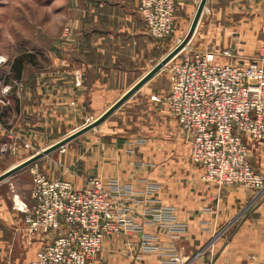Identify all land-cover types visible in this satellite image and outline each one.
<instances>
[{"label": "crops", "instance_id": "1", "mask_svg": "<svg viewBox=\"0 0 264 264\" xmlns=\"http://www.w3.org/2000/svg\"><path fill=\"white\" fill-rule=\"evenodd\" d=\"M175 2L176 29L179 27L180 32L195 5V0ZM239 2L243 8L237 9L239 15L236 25L229 31L232 34L231 38L227 37L226 34L229 32L225 29V35H219L213 46L197 44L199 35H196V26L187 43L189 47L205 52L211 60L219 61L227 60L226 57L217 55L220 47H230L236 53V59L240 60L252 57L263 48L264 33L261 31V24L264 21V0ZM71 4L74 10L77 12L79 10L77 20L80 21L81 18L83 20L84 16L88 23L91 47L87 51L93 52L94 56L101 53L103 58L107 57L109 60L111 49L103 40L111 34L127 36L126 30L129 32L128 36L132 37L133 44L129 52L139 56L137 48L143 32L138 26L140 14L136 7L137 0H71ZM83 5L85 10L82 8ZM84 11L85 14L82 15ZM222 11L228 13V7L221 6L219 12ZM99 19L101 22L98 24L96 21ZM7 58L0 66V89L9 82L4 79L7 72L5 68L9 64ZM54 64L57 66V58H54ZM88 64V67L93 69L95 67V70L102 69V75L100 78L96 76V79H92V85L109 82L108 77L104 76L112 71L113 67L95 61ZM107 67L109 69H106ZM53 78L49 85L54 94L56 89L61 90V83L56 81V75ZM45 81H48L46 76L35 77L33 82L35 87L28 88L27 93L21 99H17L18 110L21 109L20 106L22 107V98H27L29 103L33 102L34 99H30L31 95L29 96L28 92L39 96L37 104L40 109L41 105L50 103L46 100ZM69 85L74 86L72 80ZM168 85L169 83L167 88ZM76 91L73 88V92ZM94 91L91 88L89 94L91 96L93 93L96 94ZM0 93L2 94L1 90ZM147 100L146 111L139 115L141 119L134 118L133 121L123 122L124 126L120 130L123 128L126 130H123V135L119 133L116 142L96 141L87 145V154L81 158L85 157L87 162L90 160L91 163L86 162V166L92 168L91 173L81 174L76 171L78 168L74 165L76 167L72 166L73 171L75 170L73 174L67 175L65 171L64 175L61 173L52 176L40 168L51 177L70 179L75 186L81 184L83 175L100 176L106 187H116L122 191V196L132 208V221L141 225L140 231L123 229L107 235L101 249L88 264H253L264 261V191L256 194L254 190L242 185L217 187L203 182L200 176L201 167L193 163L194 167L190 166V143L176 118L169 115L162 138L153 139V97H147ZM51 104L49 108H55V104ZM31 107L32 105L26 106L28 109ZM32 125L35 126V123L30 120L27 127L33 130ZM247 141L248 161L256 171L264 175V138L259 141L251 139ZM1 142L0 140V148ZM1 156L0 149V158ZM75 163L78 164V158ZM31 188L32 180L30 190ZM20 196L15 194L13 198L15 206H18L16 197L21 203L29 202V197L21 196L24 198L21 200ZM15 206L0 201V264L28 263L35 257L37 250L51 238L48 234L37 233L28 239L24 229V213L16 210ZM160 207L170 209L178 221L186 223L185 230L178 236L171 237L159 228L156 221H148L157 216ZM145 234L151 236L150 241L146 242L151 243L148 246L143 243ZM171 251L181 256V262H164L166 254Z\"/></svg>", "mask_w": 264, "mask_h": 264}, {"label": "built area", "instance_id": "2", "mask_svg": "<svg viewBox=\"0 0 264 264\" xmlns=\"http://www.w3.org/2000/svg\"><path fill=\"white\" fill-rule=\"evenodd\" d=\"M175 6V0H137L147 31L156 38L174 31ZM216 53L227 60H211L205 52L187 44L166 63L168 88L154 95L153 100L176 118L190 143L191 163L201 167L203 182L217 187L242 185L260 194L264 191V175L248 161L247 139L264 138V49L245 60L236 59L230 47H220ZM5 61L0 55V66ZM80 82V74L76 73L74 83ZM8 89L7 85L3 87L4 97ZM0 102L1 107L7 100L1 97ZM7 137L10 142L4 140L1 151L12 148L18 139L11 131ZM59 148L63 151L64 145ZM29 170V202L14 206L24 213L28 239L37 233L51 238L26 264H88L107 235L123 229L141 230V225L132 221V208L122 191L106 187L100 176L83 175L81 184L75 186L65 177L47 175L37 162L31 163ZM157 212L148 221H156L171 237L185 230L186 223L178 221L170 209L160 207ZM150 239L145 234L143 243ZM163 260L177 263L181 256L171 251Z\"/></svg>", "mask_w": 264, "mask_h": 264}, {"label": "rangeland", "instance_id": "3", "mask_svg": "<svg viewBox=\"0 0 264 264\" xmlns=\"http://www.w3.org/2000/svg\"><path fill=\"white\" fill-rule=\"evenodd\" d=\"M198 2L195 1L184 28L180 32L175 24L174 31L161 38L153 37L147 31L141 15H138L139 30L143 32L142 40L137 48L139 56L129 52V49L133 47L132 37L128 36L129 32L125 30L127 36L111 34L104 39L106 41L103 40V43L108 44L111 49L108 60L107 57L103 58L101 53L94 56L93 52L87 51L91 47L88 23L86 19L84 20V16L83 20L82 18L80 21L77 20L79 10L77 12L72 8L71 0H0V55L5 59L8 56L9 61L4 77L9 80L6 83L9 86V93L6 97L0 93V98L7 100L6 104L0 107L2 110L0 140L10 142L7 137L8 131L18 137L12 148L1 151L0 173L102 113L179 42L190 25ZM239 4V0H208L197 25L196 35H199L197 44L213 46L219 35H225V29L228 32L231 31L239 15L237 9L243 8ZM230 5L231 9H229ZM221 6L222 8L227 6L228 13L219 12ZM82 8L85 10L84 5ZM81 14L84 15L85 11ZM100 22V19L96 21L98 24ZM226 35L231 38L232 34L229 32ZM118 48L120 53H118ZM25 52L33 54V61L26 59L23 61L21 77L17 78L14 76L12 62L17 55ZM54 58H57V66L54 64ZM91 61L113 67L112 71L104 76V78L108 77V83L92 85V79H96V76L100 78L102 69L95 70V67L94 69L88 67V62ZM108 67L106 69H109ZM76 73H79L81 77L78 85L74 83ZM39 75L46 76L48 79L45 81L46 100L50 103L46 102L45 105H41L40 109L37 104L39 96L28 92L29 96L31 95L30 99H34L33 102L29 103L27 98H22V107L20 106L21 109L18 110L17 99H21L27 93L28 88L35 87L33 82ZM55 75L56 81L61 83V90L56 89L53 94L49 82H53ZM71 80L74 85L72 87L69 85ZM19 84H22V87ZM167 84L168 69L165 64L134 95L132 94L125 104L115 109L102 122L66 142L63 151L58 147L36 160L39 168L52 176L61 173L64 175L65 171L67 175L73 174L75 170L73 171L72 166L74 165L78 168L76 171L81 174L91 173L93 170L87 168L85 157L81 158L87 154V145L96 141L116 142L119 135H123L126 130L125 128H123L124 131L120 130L124 126L123 122L133 121L134 118L141 119L139 115H143L146 111L147 97L152 98L166 91ZM4 86L6 85H2L1 92ZM73 88L77 91L73 92ZM91 88L96 92L92 94L93 97L89 94ZM51 103L55 104V108H49ZM29 105L32 107L26 108ZM169 115L162 105L153 100V139L162 138ZM30 120L35 123V126L32 125L33 128L30 127L33 130L27 127ZM77 158L78 164L75 163ZM87 163H91L90 160ZM189 163L191 167H194L190 159ZM31 180L29 167L26 166L0 181V201L13 206L15 205L13 199L15 194L28 198ZM21 196L19 198L24 199Z\"/></svg>", "mask_w": 264, "mask_h": 264}, {"label": "water", "instance_id": "4", "mask_svg": "<svg viewBox=\"0 0 264 264\" xmlns=\"http://www.w3.org/2000/svg\"><path fill=\"white\" fill-rule=\"evenodd\" d=\"M207 0H199L190 25L185 33V35L179 40V42L168 51L158 62H156L148 71H146L136 82H134L120 97H118L113 103H111L102 113H100L96 118L89 121L85 125L79 127L78 129L67 134L63 138L47 145L41 150L28 156L26 159L8 167L3 172L0 173V181L9 177L13 173L19 171L20 169L30 165L42 156L48 154L49 152L57 149L58 147L64 145L69 140L75 138L76 136L82 134L83 132L95 127L97 124L102 122L106 117H108L115 109H117L123 102H125L132 94H134L145 82H147L155 73H157L172 57H174L185 45L190 41L196 26L199 22L203 9L205 7Z\"/></svg>", "mask_w": 264, "mask_h": 264}, {"label": "trees", "instance_id": "5", "mask_svg": "<svg viewBox=\"0 0 264 264\" xmlns=\"http://www.w3.org/2000/svg\"><path fill=\"white\" fill-rule=\"evenodd\" d=\"M33 54L32 53H22L20 55H17L13 62H12V69L14 71V76H16L17 78L21 77V73H22V65H23V61L26 60H32L33 61Z\"/></svg>", "mask_w": 264, "mask_h": 264}, {"label": "bare ground", "instance_id": "6", "mask_svg": "<svg viewBox=\"0 0 264 264\" xmlns=\"http://www.w3.org/2000/svg\"><path fill=\"white\" fill-rule=\"evenodd\" d=\"M16 203L18 204V205H22V203L19 201V199H18V197H16Z\"/></svg>", "mask_w": 264, "mask_h": 264}]
</instances>
